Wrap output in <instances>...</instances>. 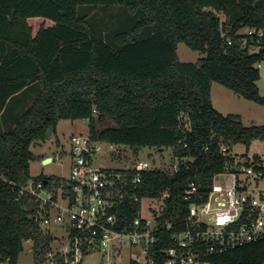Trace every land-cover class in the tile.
<instances>
[{
    "label": "trees",
    "instance_id": "trees-1",
    "mask_svg": "<svg viewBox=\"0 0 264 264\" xmlns=\"http://www.w3.org/2000/svg\"><path fill=\"white\" fill-rule=\"evenodd\" d=\"M113 5L134 17L131 27L104 35L79 13L80 6ZM244 28L264 31V0H0V116L6 121L9 109L22 105L14 125L0 130V262L18 264L32 238L39 263L50 245L31 217L36 202L18 198L12 183L65 182L30 173L32 143L62 119H86L92 139L127 145L136 156L144 147L170 148L176 165L152 163L134 190L151 198L170 192L172 213L178 206L187 212L181 198L191 182L205 188L227 168L221 144L264 140V124L224 115L211 96L215 81L264 105L256 66L264 49L242 47ZM179 42L205 56L181 61ZM128 207L135 215L139 203ZM211 263L263 264L264 240L216 254Z\"/></svg>",
    "mask_w": 264,
    "mask_h": 264
},
{
    "label": "built area",
    "instance_id": "built-area-1",
    "mask_svg": "<svg viewBox=\"0 0 264 264\" xmlns=\"http://www.w3.org/2000/svg\"><path fill=\"white\" fill-rule=\"evenodd\" d=\"M239 34L248 53L264 49L263 30L244 28ZM233 41L227 37L228 44ZM104 142L109 155L117 157V144L89 134L71 136L66 183H12L18 198L34 199L31 217L51 237L43 260L32 264H85L90 256L97 257V264H212L216 254L264 240L263 158L236 154L221 144L220 154L231 159L227 168L205 188L191 182L181 198L187 212L178 206L172 213L170 192L151 198L134 190L151 169L148 160L137 159L122 170L96 165ZM145 200L150 201L146 207ZM129 202L139 203L135 215ZM25 242L34 246L32 238Z\"/></svg>",
    "mask_w": 264,
    "mask_h": 264
},
{
    "label": "rangeland",
    "instance_id": "rangeland-1",
    "mask_svg": "<svg viewBox=\"0 0 264 264\" xmlns=\"http://www.w3.org/2000/svg\"><path fill=\"white\" fill-rule=\"evenodd\" d=\"M79 13L85 14L92 22L94 27L102 29L103 34H111L117 29H127L134 23L133 16H126L123 13L121 5H113L106 8H97L92 6H80ZM97 30V29H96ZM178 56L184 62H197L205 56L197 50L191 49L185 42L178 43ZM256 66L260 69L261 78L257 82L260 93L264 96V61L259 62ZM211 96L215 107L224 115L237 114L241 116L242 122L246 126L254 124H264V105L253 100H249L232 89L219 83L213 82ZM11 108V107H10ZM11 111V109H9ZM89 123L86 119L59 121L56 131L50 138L35 141L30 149L35 158L30 163V173L37 177L40 175L52 176L66 179L70 174V138L73 134H88ZM107 143L102 144V150L98 153L95 160L96 165L108 169L122 170L132 167L137 159L148 160L151 164L176 165L177 159L172 157L171 149L161 150L159 153L155 148L144 147L136 156L133 149L127 145H119L117 157H111L108 152ZM233 153L255 155L264 160V140H253L249 147L243 143L234 144ZM51 155L53 160L44 163V157ZM59 155V158L57 156ZM176 168V166H173ZM150 201L145 200L143 206H147ZM144 213H148L144 209ZM34 260L33 247L31 242H24V249L21 252L18 264H32ZM98 259L90 256L85 264H97ZM8 264V262H0Z\"/></svg>",
    "mask_w": 264,
    "mask_h": 264
},
{
    "label": "crops",
    "instance_id": "crops-1",
    "mask_svg": "<svg viewBox=\"0 0 264 264\" xmlns=\"http://www.w3.org/2000/svg\"><path fill=\"white\" fill-rule=\"evenodd\" d=\"M213 101V100H212ZM17 105H14L12 111H10L8 118L6 121L0 116V130H4L6 127L12 126L14 118L17 114L21 112L22 105L19 104V101L16 103ZM215 107V103H213ZM216 108V107H215ZM217 109V108H216ZM218 110V109H217ZM222 113V112H221ZM51 155L45 156L43 159L50 158ZM51 162V161H50Z\"/></svg>",
    "mask_w": 264,
    "mask_h": 264
},
{
    "label": "water",
    "instance_id": "water-1",
    "mask_svg": "<svg viewBox=\"0 0 264 264\" xmlns=\"http://www.w3.org/2000/svg\"><path fill=\"white\" fill-rule=\"evenodd\" d=\"M53 131H54V127L52 126V127H50V128L47 130V132H46V138H50L51 135H52V133H53ZM114 154H115V153H114ZM51 160H52L51 157H50V158H46V159H44V163H48V162H50ZM45 182L47 183L48 181L45 180Z\"/></svg>",
    "mask_w": 264,
    "mask_h": 264
}]
</instances>
